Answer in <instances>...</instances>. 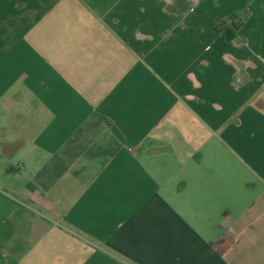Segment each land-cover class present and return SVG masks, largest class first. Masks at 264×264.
<instances>
[{
  "label": "crops",
  "instance_id": "obj_1",
  "mask_svg": "<svg viewBox=\"0 0 264 264\" xmlns=\"http://www.w3.org/2000/svg\"><path fill=\"white\" fill-rule=\"evenodd\" d=\"M0 264H264V0H0Z\"/></svg>",
  "mask_w": 264,
  "mask_h": 264
},
{
  "label": "trees",
  "instance_id": "obj_2",
  "mask_svg": "<svg viewBox=\"0 0 264 264\" xmlns=\"http://www.w3.org/2000/svg\"><path fill=\"white\" fill-rule=\"evenodd\" d=\"M242 21H236L235 16L229 17L226 21L220 22L216 26V32L220 34L225 40L231 41L235 38L236 33L240 29Z\"/></svg>",
  "mask_w": 264,
  "mask_h": 264
}]
</instances>
